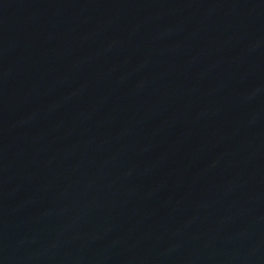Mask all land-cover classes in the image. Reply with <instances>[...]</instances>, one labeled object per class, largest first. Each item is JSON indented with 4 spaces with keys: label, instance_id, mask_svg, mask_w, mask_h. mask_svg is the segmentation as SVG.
I'll list each match as a JSON object with an SVG mask.
<instances>
[{
    "label": "water",
    "instance_id": "obj_1",
    "mask_svg": "<svg viewBox=\"0 0 264 264\" xmlns=\"http://www.w3.org/2000/svg\"><path fill=\"white\" fill-rule=\"evenodd\" d=\"M0 264H264V0H0Z\"/></svg>",
    "mask_w": 264,
    "mask_h": 264
}]
</instances>
